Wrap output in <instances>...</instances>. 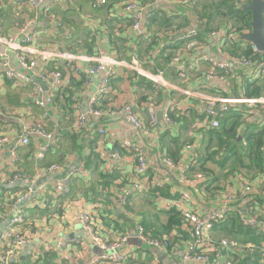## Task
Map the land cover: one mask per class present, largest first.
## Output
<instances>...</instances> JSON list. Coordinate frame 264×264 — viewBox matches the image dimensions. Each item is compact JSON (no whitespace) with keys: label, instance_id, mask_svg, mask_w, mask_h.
Segmentation results:
<instances>
[{"label":"crops","instance_id":"0c3cea01","mask_svg":"<svg viewBox=\"0 0 264 264\" xmlns=\"http://www.w3.org/2000/svg\"><path fill=\"white\" fill-rule=\"evenodd\" d=\"M60 1L0 0V34L6 36L12 33L16 26L27 20L31 25L29 33L35 32L40 45L46 46L50 41V44H54L62 39L61 44L64 49L56 43L61 51L89 56L115 55L117 58L127 61L136 58L143 68L156 72L160 69L156 67L154 61L158 52L156 49L158 45H167L177 29L174 26L163 28V25L160 26L156 23L160 20L154 22L156 17L151 21L156 10L162 11L169 19L168 24H171L170 22L184 23L180 25L185 33V38L182 39L184 44L176 50L177 57L173 64H166L162 67L166 81L178 89L162 88L137 75L131 69L122 68L113 79L110 91L97 103V107L105 111L102 119L93 118L89 121L92 125L89 129L83 130V132H72L70 126L75 118L72 97L85 106L88 98L94 93L102 73L88 76L86 75L88 64L78 62L81 72L77 75L73 72L72 62L64 59L53 62L50 68L60 70L66 77V84L55 92L52 104L43 111L33 106L29 100L31 85H15L3 77L0 72V133L11 134L16 130L19 131V117L26 121H30L34 117L37 120H43L48 133L56 140L44 159L40 161L33 159L31 146L20 147L18 155L22 171L25 174L34 175L45 165L58 163L63 167L65 173L72 172L78 166L80 158L84 159L85 169L84 174L72 179L71 191L64 197H60L54 202V205L43 209L32 206L31 201L34 199V193L29 194L20 204L24 209V220H26L23 227L29 230L32 239L18 252L14 264H84L85 255L97 254L98 250L94 249L88 241L84 244L80 242V239H83L82 229L78 222L72 221L71 218L78 211L89 208L90 203L98 204L97 219L102 227L99 229L100 234L106 235L115 232L129 236L128 243L134 247L133 254L123 264H155V257L152 256L155 250L139 243L135 237L136 226L144 223L147 228L155 229V226L166 222L165 210L160 209L161 207L155 201V196H152V191L132 195L129 212L120 207L118 194L111 193L114 183L130 185L142 177L136 175L131 155L120 149L119 145L112 146L107 138L100 135L96 123L99 121L103 127L113 133V138L128 135L139 141L147 151L151 165L150 171H148L150 177L154 174L155 176L161 175L159 170L166 168L162 162L164 157L176 159L174 161L178 169L167 168V175L163 174L167 177V181L161 190L165 193L163 196L168 198L169 195L176 194L172 190L178 185L177 172L188 161V156L184 151V141L190 139L204 148L207 144V139L197 134V130L200 128L195 127V122L192 123L197 117L198 111L202 110L205 104L199 98L193 97L186 100L179 89L184 87L203 89L212 95H221L220 93L225 89L226 94L242 95L241 81L235 76L226 81L213 80L210 82L208 80L206 75L210 66L200 59V54H216L218 43L209 35L200 37V39L196 37L199 33V22L193 8L196 7V2L199 0H192L191 3H184L181 0H136L141 7L142 23L147 27V35L140 38L134 35L131 27L132 22L124 11L126 0H107L106 4L97 7L92 5L91 0H70L66 9L63 8ZM186 20H188L187 25H185ZM191 26L197 31L195 36H187ZM151 40H157L158 45L148 48L147 45ZM65 44L68 45V48L64 46ZM71 44L73 47L75 46V50L70 48ZM236 44L242 47L243 53L249 52L248 41H239ZM189 45H192L191 48H186ZM115 47L119 48V51ZM139 57H143L141 59L144 60ZM9 59L13 67H19L13 55H10ZM144 64H148L149 67ZM33 76L32 78L35 79ZM155 91L157 92L155 93ZM148 97L159 104L157 116L159 111L162 113V107L166 103L175 104L181 99L183 107L186 106L184 110L176 112L181 113L180 116H184L183 123L174 118L175 125L168 128L171 130V136L182 142V146H179V142L171 141L170 137L167 141L169 149L178 154L176 158L167 155L165 150H162L161 134L164 128L157 129V133L150 131L148 135L127 132L126 128L118 122V115L114 114L116 107L128 102L133 105L136 114L145 120L146 113L143 103L148 100ZM189 108L196 110V113L185 115ZM257 110L261 112V110ZM259 113L255 112L251 118H248V123L261 125L262 119ZM185 123L187 124L185 125ZM241 139L242 136H238V141ZM114 149H120L122 152L121 160L112 157L102 158L101 152L110 153ZM8 160H10V152L9 145H6L0 148V231L4 228L2 226L5 224V219L15 210V205L11 201L12 195H16L17 191L22 189L18 184L9 186L1 176L4 168L8 166ZM205 163L212 165L209 161H205ZM263 178L264 176L260 173L254 174V179L261 181L259 186L263 193L258 197V203L261 206H264ZM52 179L53 176L48 175L40 179L39 183H44L49 188ZM223 190L222 186L220 189H214L207 193L201 190L199 196L205 197L210 204H214L221 199ZM232 193L234 194L232 204L236 207L239 203L238 187L233 185ZM44 196L48 197V193H45ZM36 198H43V195L38 194ZM72 201L73 204H70ZM188 207L202 209L198 205L188 204ZM176 234L187 238L185 231L181 228H172L163 236L149 237L162 239L164 236H169L173 242H176L178 238ZM179 245L178 253L184 246L183 244ZM87 248L90 253H86ZM36 251H39L38 260L33 255ZM79 252L82 253L80 258ZM245 256L239 255L238 262L234 264H248L249 262L243 260L247 258ZM158 260H160V264L177 263L176 256L167 251L160 254ZM241 261L243 262L240 263ZM217 264H225V260L220 258Z\"/></svg>","mask_w":264,"mask_h":264},{"label":"built area","instance_id":"2783aa9c","mask_svg":"<svg viewBox=\"0 0 264 264\" xmlns=\"http://www.w3.org/2000/svg\"><path fill=\"white\" fill-rule=\"evenodd\" d=\"M44 1V0H38ZM70 0H61L60 3L64 9ZM184 3H191L192 0H181ZM93 6H102L107 0H91ZM124 11L131 20V27L134 35L144 37L147 35V27L142 23L141 7L136 0H126ZM1 21V18H0ZM58 24H61L58 22ZM30 21L24 22L14 28L12 33L6 36L0 34V72L8 81L19 86L31 85L32 89L29 100L32 105L45 111L53 102L55 92L62 89L66 84L65 75L58 69L50 68V65L57 60H67L72 62L73 72L77 75L81 72L78 62L88 64L86 75L90 76L94 73H102L101 79L94 91L88 98L87 103L83 106L75 97L74 102V120L72 123V132H83L92 125L90 120L102 119L103 109L97 107V103L105 97L110 91L113 79L118 75L122 68L131 69L137 75L154 82L162 88L178 89L171 86L164 77L163 70L151 72L141 65L136 58L130 61L119 59L115 55L98 54L83 55L81 53H72L61 51L58 45L48 44L40 45L36 39L35 32L29 33L31 30ZM182 28L176 29L174 37L169 42L182 40L185 35ZM234 29L229 25L211 30L208 35L218 43L217 53L208 54L201 53L200 59L209 64L210 70L207 72V78L211 81L224 80L234 77L241 81L242 76L245 77H263L264 76V51H260L254 44L249 42V52L239 55H231L223 50V43L226 39L237 40V36L246 34L251 30H244L242 33H234ZM195 29L189 31L187 36H195ZM192 45L186 48L190 49ZM3 49V50H1ZM10 55H13L19 65L15 68L10 63ZM181 68V67H180ZM237 70H239L237 72ZM35 76V79L32 76ZM33 76V77H34ZM183 97L187 99L199 98L203 104L202 110L198 111V115H203L201 119L195 120V127H211L219 128L220 123L218 117L227 112L231 106L239 104L245 105L252 115L259 113L264 122V96L245 97L242 95H212L203 89H192L184 87L179 89ZM223 92H227L225 89ZM146 119L144 120L136 114L131 103H124L116 107L114 114H117L121 123L127 132H137L140 134H149L150 131L157 133V129H168L175 125V120L171 116V112L175 109L184 110L183 101L180 99L175 104L166 103L162 107L161 119L157 116L159 104L154 100L148 99L144 103ZM46 114V113H45ZM19 131L15 133H0V148L9 145L10 160L8 166L4 168L1 176L4 182L9 186L20 185L21 190L16 195H12L15 210L5 219V226L0 231V264H14L17 259L18 252L23 249L31 239L32 235L29 230L24 229L23 225L26 220L24 209L20 204L25 198L34 193V199L31 201L32 206L45 208L54 205L60 197H64L71 191L72 179L85 173L84 159L80 158L78 166L72 172L65 173L63 167L58 163L45 165L41 170H37L34 175L25 174L19 166L18 151L20 147L32 148V157L35 161L43 160L46 153L56 142L52 135L48 133L44 126L43 120H37L34 117L30 121L18 118ZM98 132L111 143L112 146L119 145L127 154L133 158L135 173L142 178L138 179L130 185H119L114 183L111 193L118 194V202L124 211L127 200L132 195L141 192L160 191L164 188L167 181V168L171 170L178 169L175 161L169 157H164L162 162L166 167L159 170L161 175L155 174L150 177V162L145 147L139 142L126 135L124 137H114L113 133L103 127L99 121ZM199 145L196 142H187L184 144V151L188 156L187 163L177 172L178 185L172 190L176 193L174 196L166 198L159 192L155 195V201L158 206L165 211L175 210L179 212L182 218L180 228L185 231L187 238L178 235L177 241L173 242L169 236L162 239L149 237L141 224L136 226L135 237L140 244H145L154 249L152 256L155 257L154 263L160 264L159 255L170 252L176 256V264H217L220 258L225 260V264H234L232 257L227 254L237 256L244 254H257L259 264H264V243L244 245L238 244L235 240L221 236L215 233L214 226L223 222L231 212L238 214L240 223L245 227L264 226V221L260 219V214L264 211V206L257 203L258 197L262 195V189L258 179L247 180L241 175H226L222 179L220 186L224 187L221 192V199L214 204H210L205 197L199 196V189L203 187L206 177L203 175L195 176L190 172V168L195 164L199 155ZM120 149H114L107 152H101L102 158L112 157L121 160L122 152ZM7 172V175L5 173ZM48 175H52V184L48 188L46 184L39 183V180ZM233 182V183H232ZM238 187L239 203L236 207L232 204L234 194L232 187ZM48 193V197H45ZM40 194L43 198H36ZM51 195V198H50ZM52 201V202H51ZM73 204V201L70 203ZM188 204L198 205L202 209L189 208ZM97 203H90L89 208L80 210L71 216L72 221H77L83 232L81 243L88 241L94 249L98 250L97 254H87L84 256V264H123L133 254V246L128 243L129 236L110 232L108 234H100V226L97 219ZM179 244H183V249L178 253ZM39 251L34 252V258L38 260ZM86 253H90L87 248ZM225 255H224V254ZM79 258L82 253H78ZM158 258V259H157Z\"/></svg>","mask_w":264,"mask_h":264},{"label":"trees","instance_id":"16d2710c","mask_svg":"<svg viewBox=\"0 0 264 264\" xmlns=\"http://www.w3.org/2000/svg\"><path fill=\"white\" fill-rule=\"evenodd\" d=\"M241 2V0H199L196 2V7L193 8L199 22V33H197L196 37L200 39V37L208 35L213 29L222 26L227 27L229 25L235 30L234 33L240 34L244 30H251V13L242 8ZM197 5H199V7H197ZM154 17H156L154 22L160 20L156 23L160 26L163 25V28H165V26H174L175 29H178L182 28L180 25L184 24L174 22L168 24L169 19L166 18V13L158 10L154 13L151 21ZM63 22L65 23V20H63ZM187 22L188 20L185 21V25H187ZM59 40L60 41L55 42L54 44L57 43L62 47V39ZM183 41L184 40H175L172 43L169 42L165 46H160L158 45L157 40H151L150 44L147 45L148 48L150 46L154 48L158 45L156 49L158 52L154 58L155 64L157 65L156 67L162 69L166 64H173V61L176 60L177 57L176 50L184 44ZM239 41L245 42L240 36L236 41L227 39L226 42L223 43V50L231 55L242 54V47L236 44ZM40 42L42 41L40 40ZM50 43L51 41L49 44ZM64 46L68 48L67 44ZM70 48L74 49L75 46L73 47V44H71ZM115 48L119 51V48ZM62 49L64 48L62 47ZM144 66L149 67L148 64H144ZM241 85L243 92L242 96H264V76L258 78L242 76ZM156 92L157 91H155V93ZM220 94L226 95V92L222 91ZM186 111L185 115L187 113H191L192 115L196 113V110L194 111L192 108H189ZM176 112L177 110L175 109L171 112V116L183 123V120H185L184 116H180L182 114ZM202 116L203 115H197L195 120L197 118L201 119ZM252 116V112L245 105L236 104L231 106L222 116L218 117L220 123L219 128L215 129L207 126L197 130L198 135L207 139L205 148L199 144V155L195 164L190 168V172L195 176L200 174L206 177V181L199 191L204 190L207 193L212 192L214 189H220L221 181L226 175L242 174L241 176L247 180L254 179V174L256 173H260L264 176V122H262L261 125H255L254 123L249 124L248 118H251ZM195 120L192 123H194ZM246 123L247 126H245ZM186 124L187 123H185V125ZM240 135L242 136V139L238 141V136ZM169 137L171 138V141L179 142V146H182V142H180L178 138L171 136L170 129H165L161 134L162 150H165L167 155L176 158L178 154L171 151L167 146ZM187 142L195 141L189 139L184 141V144ZM205 161L211 162L212 165H208ZM157 192L162 195L164 193L163 190H154L152 191V196L154 197ZM165 214L167 215L166 222L155 226V229L147 228L144 223L141 224L144 227L146 234L151 237L163 236L172 228H180L182 218L180 217L179 212L169 210L165 211ZM260 219L264 221V212L260 214ZM214 229L216 234L233 239L241 245L246 243H264V226L245 227L240 223L236 212H231L223 222L216 224ZM226 255L232 257L234 263L238 262L236 255L231 253H226ZM244 255L247 257L243 259L244 262H249L248 264H259V257L257 254L253 253ZM242 262L243 261L240 263Z\"/></svg>","mask_w":264,"mask_h":264},{"label":"water","instance_id":"95a60500","mask_svg":"<svg viewBox=\"0 0 264 264\" xmlns=\"http://www.w3.org/2000/svg\"><path fill=\"white\" fill-rule=\"evenodd\" d=\"M241 1L242 8L251 13V31L241 34V38L254 44L260 51H264V0ZM192 29L193 26L189 28V31ZM158 118L161 119L160 111L158 112Z\"/></svg>","mask_w":264,"mask_h":264},{"label":"rangeland","instance_id":"374dc122","mask_svg":"<svg viewBox=\"0 0 264 264\" xmlns=\"http://www.w3.org/2000/svg\"><path fill=\"white\" fill-rule=\"evenodd\" d=\"M242 3V2H241ZM239 36H240V38H241V35H238L237 36V38H239ZM208 54H210V53H208ZM130 202H131V199L129 198L128 200H127V203H126V205H125V209L129 212V206H130Z\"/></svg>","mask_w":264,"mask_h":264}]
</instances>
